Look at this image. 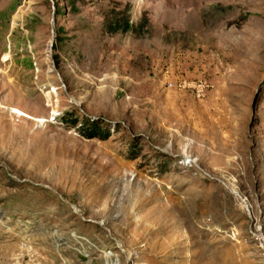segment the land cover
<instances>
[{
  "label": "rangeland",
  "instance_id": "374dc122",
  "mask_svg": "<svg viewBox=\"0 0 264 264\" xmlns=\"http://www.w3.org/2000/svg\"><path fill=\"white\" fill-rule=\"evenodd\" d=\"M0 264H264V0H0Z\"/></svg>",
  "mask_w": 264,
  "mask_h": 264
},
{
  "label": "trees",
  "instance_id": "16d2710c",
  "mask_svg": "<svg viewBox=\"0 0 264 264\" xmlns=\"http://www.w3.org/2000/svg\"><path fill=\"white\" fill-rule=\"evenodd\" d=\"M82 134H87L88 137H96L99 135V132H101V128H100V125L99 123L97 122H93L87 131H81Z\"/></svg>",
  "mask_w": 264,
  "mask_h": 264
}]
</instances>
